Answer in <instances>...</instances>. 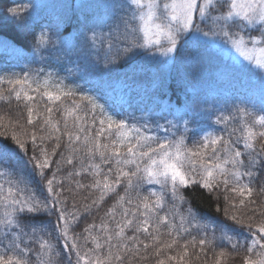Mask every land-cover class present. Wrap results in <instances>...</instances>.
Segmentation results:
<instances>
[{
    "label": "snow or ice",
    "instance_id": "1",
    "mask_svg": "<svg viewBox=\"0 0 264 264\" xmlns=\"http://www.w3.org/2000/svg\"><path fill=\"white\" fill-rule=\"evenodd\" d=\"M4 12L34 60L66 68L43 81V68L0 73V99L26 112L0 115V264H191L190 248L204 264L209 252L213 264L241 252V264H264V0H37ZM189 45L216 61L213 80L246 77L247 87L227 96L202 87ZM15 50L0 38V54ZM158 55L185 69L176 99L169 80L163 97L134 102L116 66ZM82 173L93 180L65 183ZM122 185L99 222L77 232ZM193 186L216 198L222 218L192 206ZM81 189L98 195L77 204Z\"/></svg>",
    "mask_w": 264,
    "mask_h": 264
},
{
    "label": "trees",
    "instance_id": "2",
    "mask_svg": "<svg viewBox=\"0 0 264 264\" xmlns=\"http://www.w3.org/2000/svg\"><path fill=\"white\" fill-rule=\"evenodd\" d=\"M36 2L37 0H4L3 5H0V38L12 41L16 45V50L11 54H0V73H20L22 69L24 71H28L29 68H31L33 72H37L40 68H43L44 73H40L41 81H43L46 73L48 72H58L59 77L62 78L65 75L66 63L52 66L53 62H41L38 59L34 60L30 51L26 47V42L20 31L17 29L15 23L4 12V8L8 6L15 7L23 12L26 8H31V6ZM36 19L38 22L39 17H37ZM212 51L214 52L215 49H213ZM186 55L192 56L194 63L202 66V68L204 69L203 72L198 71L197 75L199 79L203 80L202 87H204L205 89L213 93H219L223 96H227L229 93H239L247 87L246 77L241 78L240 76H237L236 78L231 79L225 77L219 80H213L212 69L216 64V61L214 59H209V54L204 52V50L197 49L196 47L189 45ZM165 59L166 57L159 55L156 59H153L151 57H140L130 61L127 64L117 65L113 73V80L127 81V83L132 85L134 102L139 99H147L149 97L157 95L163 97V88L165 86V83L170 80L171 83L168 85V87L172 92V99L175 100L177 91L176 81L183 75L185 69L182 65L165 67L162 63ZM70 80H77V82L82 83V81H78L77 75H73L72 77H70ZM5 87L7 86L5 85ZM38 109L40 112L44 111V102L38 103ZM132 110L135 111V114L137 116L141 115L139 111L135 110V106ZM0 115H10L14 118H25L26 112L24 111L23 103L18 105L14 99L11 102H8L7 99H0ZM53 119L60 120L61 123L63 122L62 107L59 110H54ZM260 144L261 141L258 138L256 141V145L258 148ZM96 162H100L99 158H97ZM85 166H87V161H85ZM71 167L72 166H67V169L70 170ZM102 167L107 166L102 165ZM76 180L81 181V183H90L93 180V177L87 173H82L80 176H73L70 180H66L65 183H70L71 187L75 188ZM123 194V185L118 188L116 192L109 193L104 203L101 205L99 212H95L94 216H88L86 220H83L79 224V227L76 228V231H81L82 228L87 223H91L93 219L99 222V219L103 217L105 211H107L108 208L112 207V205L116 203L119 196ZM144 194H147L146 189L144 191ZM184 194L190 200L192 206L198 209L201 214L219 216L222 218V213L218 214L215 212V207L217 205L216 198L214 196H211L206 190L199 188L198 186H193L185 189ZM89 195L94 197L97 196L98 193H96L95 191L89 193L88 190L84 189L79 190L76 193L75 197L76 203H84V197ZM125 206L127 205L125 204ZM223 206V200L221 199L220 207L223 208ZM115 211L118 217L121 208L117 206ZM0 213H2V209H0ZM196 232L197 229L193 228L192 233L195 235ZM163 238L166 239L167 237L165 236ZM81 243H83V241H81ZM89 246L91 245L89 244ZM34 247H37L38 250L37 245H34ZM223 247L229 252L232 251L227 243H225ZM0 251H3V249H0ZM176 251H180L182 254V249L169 250L168 254H176ZM196 252H198V249L190 248V255L187 259L191 260V264H204L205 258L201 256L199 259H197L193 254ZM243 255L244 253L241 252L240 254L229 258L227 264H241ZM154 259L155 258H153V261ZM213 259V254L209 252L208 264H213ZM132 264H137V262L133 260ZM140 264H152V262H140Z\"/></svg>",
    "mask_w": 264,
    "mask_h": 264
},
{
    "label": "rangeland",
    "instance_id": "3",
    "mask_svg": "<svg viewBox=\"0 0 264 264\" xmlns=\"http://www.w3.org/2000/svg\"><path fill=\"white\" fill-rule=\"evenodd\" d=\"M231 57H232V59L237 63V64H239V63H241L242 62V60H241V58L238 56V54H236L234 51H232V54H231ZM233 123H235V122H233ZM235 126L237 127V128H239V124L238 123H236L235 124ZM229 129L232 127V125L230 124L229 126ZM226 137H227V133L225 132V133H223ZM236 135H239V132H237L236 133ZM235 137H233V139H234ZM191 140H189L188 141V144H189V146H191ZM154 187V186H153Z\"/></svg>",
    "mask_w": 264,
    "mask_h": 264
}]
</instances>
